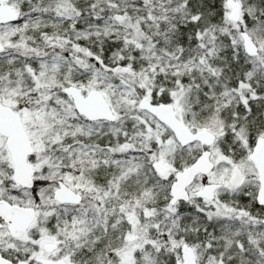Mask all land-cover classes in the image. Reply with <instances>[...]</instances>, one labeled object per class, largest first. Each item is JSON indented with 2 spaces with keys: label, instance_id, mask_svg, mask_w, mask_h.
<instances>
[{
  "label": "snow or ice",
  "instance_id": "snow-or-ice-1",
  "mask_svg": "<svg viewBox=\"0 0 264 264\" xmlns=\"http://www.w3.org/2000/svg\"><path fill=\"white\" fill-rule=\"evenodd\" d=\"M0 264H264V0H0Z\"/></svg>",
  "mask_w": 264,
  "mask_h": 264
}]
</instances>
